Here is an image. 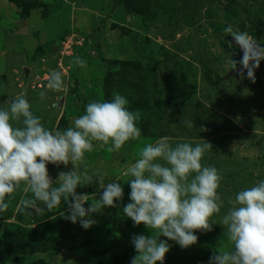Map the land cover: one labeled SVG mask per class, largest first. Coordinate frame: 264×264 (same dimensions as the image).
I'll return each mask as SVG.
<instances>
[{
	"label": "rangeland",
	"instance_id": "1",
	"mask_svg": "<svg viewBox=\"0 0 264 264\" xmlns=\"http://www.w3.org/2000/svg\"><path fill=\"white\" fill-rule=\"evenodd\" d=\"M228 25L264 47V0H0V107L23 94L45 128L64 131L86 104L110 101L115 91L127 99L129 111L140 112L141 130L119 152L94 142L85 154L81 171L99 173L105 184L116 181L123 188L115 207L92 214L96 223L87 230L65 219L71 200L62 198L59 207L28 215L18 202L32 194L17 190L0 214V264H131L137 255L132 236L153 233L123 214L131 203V177L123 173L142 147L161 137L173 147L212 145L201 163L222 176L217 191L223 200L220 213L210 218L212 230L196 231L195 244L182 249L159 238L169 245L163 264H209L213 253L231 250L221 224L229 200L264 180V60L255 83L246 71L243 78L230 76L235 69L229 54L235 61L241 54L229 46L223 31ZM77 56L86 68L72 63ZM53 70L62 73L66 90L47 89ZM47 170L57 181L73 165L48 164ZM76 192L89 196L87 209L103 189L94 179ZM23 248L39 252L22 254Z\"/></svg>",
	"mask_w": 264,
	"mask_h": 264
},
{
	"label": "clouds",
	"instance_id": "2",
	"mask_svg": "<svg viewBox=\"0 0 264 264\" xmlns=\"http://www.w3.org/2000/svg\"><path fill=\"white\" fill-rule=\"evenodd\" d=\"M242 50L241 60L228 63L232 69L237 63L242 67L237 75L255 83V70L264 60V47L247 31L234 30L231 25L223 29ZM229 46H232L229 42ZM81 69L86 61L75 57L72 61ZM47 89L55 92L66 90L62 73L53 70L47 76ZM46 92L40 93L43 100ZM0 107V214L6 212L15 199L14 193L22 189L32 197H22L18 208L28 215L43 214L57 208L61 199L69 200V215L65 219L73 224L79 221L82 228L89 229L96 223L92 214L104 207H115L114 201L121 200L123 188L114 181L104 183V176H92L80 165L85 154L91 153L94 142L108 146L109 153L119 152L126 142L137 140L141 130L137 127L140 112L128 110L127 99L113 92L110 101H93L85 105V112L74 120L73 126L64 131H51L44 127L41 119L31 111V105L23 94ZM20 121L22 127H14ZM188 128L193 127L187 121ZM203 141V140H202ZM212 148L208 142L178 143L174 147L167 137L155 144H147L139 150V158L128 166L123 175L130 176V200L123 214L135 225H145L152 230L150 237L133 235L132 244L137 253L131 264H163L169 245L161 236L188 248L197 242L196 231L212 230L210 218L219 214L223 200L218 194L222 176L214 166H203L204 154ZM73 165L70 172H60L57 181L51 180L47 165ZM98 181L103 192L99 200L89 201L84 193L77 194L78 186ZM58 186L53 187V184ZM7 198V199H6ZM38 202L44 207H39ZM231 207L223 215L221 224L226 226L227 241L231 250H218L210 257L209 264H264V180L250 188L240 190ZM71 262V261H70ZM69 262V264H70Z\"/></svg>",
	"mask_w": 264,
	"mask_h": 264
},
{
	"label": "water",
	"instance_id": "3",
	"mask_svg": "<svg viewBox=\"0 0 264 264\" xmlns=\"http://www.w3.org/2000/svg\"><path fill=\"white\" fill-rule=\"evenodd\" d=\"M227 39L230 41V43H232L233 45H235L236 47H238L236 44H235V42L233 41V38L231 37V36H228L227 37ZM239 48V47H238ZM239 50H240V54H241V58H242V56H243V52H242V50L239 48ZM242 66L240 65V67L239 68H241ZM238 68V69H239ZM238 69H235V70H233L232 72H231V75L230 76H235V77H240L239 75H237V70Z\"/></svg>",
	"mask_w": 264,
	"mask_h": 264
},
{
	"label": "trees",
	"instance_id": "4",
	"mask_svg": "<svg viewBox=\"0 0 264 264\" xmlns=\"http://www.w3.org/2000/svg\"><path fill=\"white\" fill-rule=\"evenodd\" d=\"M261 46L263 47V45H261ZM108 62L112 63V61H108ZM113 62H115V61H113ZM38 252L39 251H37V249H35V248H32L30 250H26V248L21 249V253L22 254H35V253H38Z\"/></svg>",
	"mask_w": 264,
	"mask_h": 264
}]
</instances>
